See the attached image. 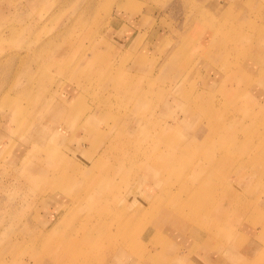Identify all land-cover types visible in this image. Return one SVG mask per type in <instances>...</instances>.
<instances>
[{
    "label": "rangeland",
    "instance_id": "374dc122",
    "mask_svg": "<svg viewBox=\"0 0 264 264\" xmlns=\"http://www.w3.org/2000/svg\"><path fill=\"white\" fill-rule=\"evenodd\" d=\"M0 90V264H264V0H0Z\"/></svg>",
    "mask_w": 264,
    "mask_h": 264
},
{
    "label": "bare ground",
    "instance_id": "6f19581e",
    "mask_svg": "<svg viewBox=\"0 0 264 264\" xmlns=\"http://www.w3.org/2000/svg\"><path fill=\"white\" fill-rule=\"evenodd\" d=\"M47 48H49V50L50 51H53V52H57L59 49L60 50H62L63 48L62 47H59V46H57V45H52V46H50V47H47ZM46 48V49H47ZM19 55V54H18ZM173 68V67H172ZM176 70L177 71H175V69L173 70L174 71V75H175V78H180V77H182V76H180L181 75V71L176 67ZM174 75H173V77H174ZM87 76V75H86ZM177 81V80H176ZM1 91V90H0ZM1 94V93H0ZM195 100H198V96H196V98H195ZM197 102V101H196ZM42 133H43V130L41 131L40 129H37V130H35L34 132H33V139L34 140H37V139H39L40 137L41 138H44V135H42ZM61 141V140H60ZM59 141V142H60ZM64 141V140H63ZM62 141V142H63ZM64 143V142H63ZM80 153H81V151H80ZM203 170H205V169H203ZM203 170H201V172L203 171ZM211 171V170H210ZM67 172L69 173V170L66 168V169H63V170H60V171H58L56 174H54L53 175V177L54 178H56V176L57 177H67L66 176V174H67ZM68 175V174H67ZM86 172H78V174L76 175V176H78V181H82V180H84L85 179V177H86ZM141 177H143L142 175H141ZM130 179H127V181H129ZM131 181V180H130ZM71 184H72V179H70V186H71ZM67 185V184H66ZM167 188H171L172 189V185L171 186H168ZM171 189H169V190H166L167 191V193H165L164 195H162L161 197H160V199H162L161 200V202L159 203V207L162 205V204H164L165 203V200H167L168 199V193L170 192V191H172ZM191 189V187H187V190H190ZM164 196H165V198H164ZM108 197V196H107ZM164 198V199H163ZM237 198V197H236ZM232 199H235V197H233ZM156 200V201H157ZM156 205H158L157 203H156ZM222 207H219L218 208V212H217V216H218V219L219 218H223L224 217V211H223V209H221ZM220 213V214H219ZM231 230V229H230ZM241 257V255H239V257H237V258H234V260L236 261V263L238 262V263H240L239 262V260L241 261V260H244L246 263L249 261L245 256H244V258H242ZM223 260V259H222ZM242 262V261H241ZM254 262V264H260L262 261L261 260H258V259H255V261H253ZM243 264H246V263H244V262H242ZM241 264V263H240Z\"/></svg>",
    "mask_w": 264,
    "mask_h": 264
},
{
    "label": "crops",
    "instance_id": "0c3cea01",
    "mask_svg": "<svg viewBox=\"0 0 264 264\" xmlns=\"http://www.w3.org/2000/svg\"><path fill=\"white\" fill-rule=\"evenodd\" d=\"M220 3H221V4H224V1H220ZM132 33H133V32H132ZM132 33H131V35H132ZM131 35H130V36H131Z\"/></svg>",
    "mask_w": 264,
    "mask_h": 264
}]
</instances>
